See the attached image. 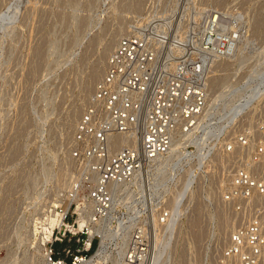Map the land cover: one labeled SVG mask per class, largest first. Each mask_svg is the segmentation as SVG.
<instances>
[{
  "label": "rangeland",
  "instance_id": "374dc122",
  "mask_svg": "<svg viewBox=\"0 0 264 264\" xmlns=\"http://www.w3.org/2000/svg\"><path fill=\"white\" fill-rule=\"evenodd\" d=\"M32 1L0 0V264H26L29 257L32 256L35 245L41 243L42 234H37L35 232L36 228L38 229V232L42 231V229H40L41 225L39 226L38 224L45 222L53 210L60 214L65 210L64 207H66L67 204V197L65 196H67V192H69L70 189L67 185L60 187L58 183L60 180L58 177L60 176L58 175L59 173L56 174V171L57 169H61L67 160L72 159L70 156L73 137L71 142L69 141L68 143L66 139V126L70 120V115L72 114L73 116L74 111L78 107L81 106L83 108V111L80 114L81 116L88 106L90 99L87 100L86 104L82 101L84 88L91 76L93 67L96 65L95 63L100 58L105 42L122 23L128 24L133 20V24L129 23L128 25L134 27L137 23L136 21H139L140 19H142L141 21L144 23L143 26L148 24V22H151V20L154 21V18H160L158 21L161 23L165 22L166 20H161V18H166L165 15L170 12V9L178 0H160V3L159 0H145L146 3L142 0L144 3L142 4L141 2V9H139L140 13L133 8L131 9V6L137 3L135 1L139 0H72L73 2H71V0ZM42 1L47 3V5H44L45 3ZM31 3L36 5L35 10ZM40 4L42 5L41 9L43 8L44 10L39 9L41 6ZM49 4L50 7L51 5L52 7L51 9L49 8L48 12L46 7H49ZM55 4L60 6H56ZM170 4L173 5L171 6ZM176 4V16L173 19V27L170 28L171 35L179 36L181 32L186 38V35H194L196 31L191 29H194L195 21L193 17L195 15L194 13L198 12V10H195L199 5V7H201L199 9H202L203 6V9H205V12L202 9L203 14H201L200 24L202 29H205L203 35L209 33L208 37L210 38L212 36V42L210 43L216 45V43L224 42L225 45H229L230 47V36L232 35V32H235V28H237V32L233 33V35L241 37L239 40V43H241V50L239 48L240 52L237 56L234 53V56H230L232 58L228 57L230 60H228V58H226V60L223 58L221 59V62L218 60V62L215 63H218V65H213V67L217 69L214 68V70H216L215 72L212 70L214 74L211 73V76L216 75L217 81L213 78V86L215 87L212 93L214 94L213 98L219 99L215 101L213 105L211 102V104H209L210 100L208 101V106L211 107L210 109L208 107L211 114V117L209 118L211 122L210 124L214 125V127L210 126L211 128L213 127L210 131L212 133H219L222 129V125H226L225 115L230 113L235 105H238L241 102L245 104L247 101L251 100L250 102L252 104L249 103L247 106V111L250 110L249 116L251 118L248 116L250 118L248 119V122H250L248 123L246 119L247 123L243 121V124L242 118L240 117L241 119H239L244 126L238 121L240 122L238 123L239 129H234V133L247 130V132H252L254 136H257L259 134L258 128H261L262 124H264V0H179ZM25 5L26 7L29 5V7L26 8L24 7ZM30 6L32 8H30ZM184 6L189 7L184 14L182 21L183 26L181 25V28H183L177 29L181 20L180 18H182L181 12L185 10ZM23 7L26 13L23 11ZM168 7L170 8L168 9ZM54 9H57L56 12L61 10L64 16H59L61 15V11L58 12L59 15L58 13L56 15ZM30 10H33L35 15L32 11L30 12ZM157 10L159 15L156 16V14H158ZM165 10L168 11L166 12ZM36 11L41 14L39 13V15H37ZM160 11L166 13L163 12L160 14ZM132 12H138L137 14L139 15ZM21 13H23V18L29 16V18L26 17L23 20L24 22L22 21L23 18ZM31 13L33 15H31ZM53 14L57 17V19L55 18L56 20H53ZM3 15L8 17L3 19ZM14 16L15 18H13ZM38 16L40 18H38ZM136 16L139 18L137 19ZM147 16H150L151 20ZM217 16L219 21L218 30L216 28L212 30V28L215 27V24L213 23L214 17ZM34 17H37L38 19ZM66 17L69 18L67 21L65 20ZM134 17L135 19H133ZM122 18H125L126 20ZM143 18L149 20L143 21ZM29 19H32L31 21L33 24ZM57 20V24L59 23V25L54 23ZM61 21H63V23ZM239 21L240 23H238ZM237 25L239 27H237ZM215 29L219 31L218 33L220 35H222L218 41L213 37L215 35ZM131 30H133V28ZM177 30H180V33ZM229 30H232V32H229ZM186 31L187 33H185ZM175 32L176 34H174ZM11 35L13 37L12 39ZM18 40H21V42H18ZM13 43L15 49L14 52L12 50ZM42 43L44 45H42ZM15 47H18V49ZM34 48H36V51ZM32 63H34V65ZM228 69L230 71H228ZM217 72L220 74L218 75ZM222 76H224V78ZM230 109L232 110L229 111ZM80 116L79 120L81 118ZM254 133L257 134L255 135ZM210 134L211 133L207 135L208 137L205 136V139V137L201 135V132L196 133V135H200V138H198L201 141H205V147L198 145V147L195 146L196 149L193 146H190L192 142L190 139L196 135L191 138L189 137L190 139L185 137L187 140H183L185 144L181 147L180 151L176 152V154H172L171 152L170 155L172 156L168 155V158L166 156L165 159L167 162L165 161V163L168 164L161 167L163 170L157 165L153 168V179L156 182L161 178L163 180L161 182L162 184L152 181V186L154 187L153 205H155V208L157 209L168 208L170 213H173L174 218L177 216L175 219L178 223H175L173 232L169 229H161L160 235L162 236L164 233L166 235L164 234L162 236L163 240H160L162 242L158 243L160 247L158 245V247L155 246L156 252L155 247L152 246L156 245L155 241H152L154 238H151L150 235L147 236L148 238L150 237L149 239L146 237V240L145 238V241L141 245V248H144L147 251V258L144 264H149L148 259L150 261L153 256L154 258L156 256V260L161 264H221L222 251L228 242L222 243L220 240L222 219L217 214L220 209L217 205L219 206V200L223 196L212 195L213 197H210L206 194L208 193L206 191L210 184L207 182L213 180L215 183L218 179L217 177H219L222 171L218 161H215L216 163L212 167H208L206 163L204 164V161L198 163L199 158L202 155H206L207 152H210L212 146H215V148L217 147L216 149L219 148V151L222 150L219 146L220 144H218L219 139L209 138ZM72 136H74V133H72ZM228 137H230V135ZM261 137L260 134L255 137L257 144L264 141V137ZM260 138L262 140H260ZM215 148L213 147L211 153H215ZM172 157H175L176 159H173ZM171 159L172 162H170ZM194 165L197 168H195ZM192 167L196 170L194 169V171H192ZM70 169L72 170L71 167ZM50 170L51 172H49ZM57 172H60V170ZM155 173L159 176H156ZM198 174L199 176H197ZM198 177L199 182L197 181ZM156 178L158 179L156 180ZM189 180L192 181L191 184L187 182ZM155 183L160 186L158 185V188H155L157 187L155 186ZM56 184H58V186ZM214 185V187H212L213 189H215L216 183ZM56 186L59 189H57ZM200 187L202 189L199 190ZM183 188L185 190H183ZM181 190L184 192L186 191L187 193H182V196L179 198L180 201H177L178 205L176 208H170L168 203L174 197L173 193L175 195L176 192ZM188 190H190V192ZM194 192H196L197 195H195ZM227 194L229 195L230 193L225 192L223 195L226 197ZM127 197L128 196L121 197L119 201L125 203L121 204L118 201L117 204L119 203V206L112 210L114 211L116 209L114 217L119 218V221L122 219L126 224L129 222L132 214L135 213V210L139 209L138 207L129 208L132 204L131 202H138L141 196L137 194L133 199H127ZM136 197H139L138 200ZM197 200L201 203L199 204ZM195 203L197 206L201 207L198 208L195 206ZM53 204L57 205L54 209L52 207ZM71 206L69 212H67V224L64 222L61 229L56 227L52 237L53 241L51 240L44 246L49 252V244L54 242L52 247L56 253V259H64L67 264H73V256L76 254L83 255L86 257V260H90L98 252L101 242L100 238L96 237L94 238L91 247H88L86 244L91 241V238L89 236L90 241L88 242L87 236L81 233H79L72 242L64 239L62 233L68 228L70 229V226L75 224L76 221V208L74 204ZM148 209L149 213L147 214L148 217L151 218L150 208ZM199 209H203V211H200ZM226 210L227 213L231 215L229 225L231 226L235 224V228H237V226L240 225L239 215L235 212L234 208H230L229 205ZM194 211H197V214H194ZM161 213L160 219L164 216V214ZM195 215L196 217L194 218ZM189 218H192L193 220L190 219L189 221ZM195 219H198L197 222ZM148 220L150 222L152 221V219ZM191 220L196 223H191ZM123 222L120 221L118 224L122 225ZM189 222L191 223L190 226L188 224ZM198 222H200L199 225ZM68 224L70 226H68ZM106 224L107 226L103 230V233L108 230L113 232V236L109 238L108 244L106 245V258L104 261L95 260L92 264H123V257L128 251L133 249L131 240L134 236L132 238L128 237L133 230L131 231V228L119 226L117 220L114 225H112L111 221ZM191 225L193 228H191ZM149 226L150 224L147 223L146 227L148 234L152 230ZM200 228L202 229L201 231L199 230ZM197 229L198 231H196ZM71 230L76 232L78 230H83V228L80 229L78 226L77 229L71 228ZM164 236H166L165 239L163 238ZM197 236L199 240L197 239ZM200 236L201 238H199ZM195 238L197 239V242ZM60 239L63 241H60ZM192 241L195 243L193 246L194 248L192 247ZM129 242L131 243V246L128 250ZM94 245H96V247L93 249ZM67 249H70L71 253L63 255V250ZM152 249H154V252ZM143 252L145 253V251ZM58 253H61L62 255H59ZM159 258L160 260H158ZM77 259H81V257ZM15 261L18 262L15 263ZM157 261H155V263L160 264Z\"/></svg>",
  "mask_w": 264,
  "mask_h": 264
},
{
  "label": "built area",
  "instance_id": "2783aa9c",
  "mask_svg": "<svg viewBox=\"0 0 264 264\" xmlns=\"http://www.w3.org/2000/svg\"><path fill=\"white\" fill-rule=\"evenodd\" d=\"M158 24L159 21H151L145 26L135 25L117 43L104 77L96 85L74 132L71 157L76 163L81 161L79 165L88 171L89 176L82 183L85 186L70 192L69 197L84 196L81 204L85 208L84 217L91 219L88 225L103 232L107 222L114 225L116 220L117 224L123 221L114 217L116 209L112 211L109 206H103V212L97 209L92 212L91 208H98V204L90 194L92 197L105 196L112 203L113 186L128 182L146 171V164L156 166L161 158L170 154V147L179 132H194V135L201 132L204 136L211 133L209 138L219 139L222 151L227 149L231 154L239 149L241 152L233 164L231 194H227L225 199L239 216L248 215L232 232L222 251L221 264H264V142L257 144L252 132L242 130L234 133V129H239L238 118L232 122L225 120L226 125H222L219 133L208 132L212 126L208 109L212 67L218 60L233 56V49L224 42L210 43L209 33L201 39L195 33L181 38L171 35L170 30H161ZM217 30L213 36L216 41L222 36ZM247 112L243 109L239 115L244 116L243 113ZM258 130L264 137V127ZM122 139L127 143L117 146L115 142ZM90 177L94 179L93 185L89 183ZM72 204L76 208V221L71 226L68 224L70 229L62 235L72 242L81 233L89 242L88 226L81 231L71 230L78 228L79 217L77 205ZM158 210L164 214L161 225L166 229L172 228L174 216H170L169 209ZM147 212V209L142 211L139 208L127 224L122 223V227L133 230L129 238L134 236L138 239L141 227L146 228L147 223H151ZM67 218L68 213L65 223ZM148 235L155 237L153 229L146 237ZM96 237L100 238L95 235L86 245L91 247ZM53 244L49 245L51 259L67 264L64 259H56ZM130 246L129 242L128 250ZM141 250L146 256L147 251ZM70 251L63 250V255L70 254ZM79 257L86 258L76 254L73 264Z\"/></svg>",
  "mask_w": 264,
  "mask_h": 264
},
{
  "label": "bare ground",
  "instance_id": "6f19581e",
  "mask_svg": "<svg viewBox=\"0 0 264 264\" xmlns=\"http://www.w3.org/2000/svg\"><path fill=\"white\" fill-rule=\"evenodd\" d=\"M32 1V0H31ZM179 1V0H178ZM177 1V2H178ZM3 2V1H2ZM5 2V1H4ZM32 2H34V1H32ZM42 2H44V1H42ZM71 2H73L72 0H71ZM79 2V1H78ZM135 2H137V3H135ZM134 3L135 4H133L132 6H131V9L133 8L135 11H139V9H141V2H142V0H139V1H135ZM144 2H145V0H144ZM144 2H142V4L144 3ZM165 2V1H164ZM164 2H163V4H164ZM167 2V1H166ZM170 2V1H169ZM176 2V1H175ZM174 2V3H175ZM176 2V3H177ZM182 2V1H181ZM184 2V1H183ZM190 2V1H189ZM25 3H26V1H25ZM39 3H40V1H39ZM45 3V2H44ZM57 3V2H56ZM74 3H75V1H74ZM77 3V2H76ZM146 3V2H145ZM159 3H160V0H159ZM173 3V2H172ZM175 3V5L174 6H172L171 4V6H172V8L170 9V12H168L165 16H166V18H161V20H163V19H165L166 21L165 22H163V23H161L160 22V24H158L157 26L161 29V30H170V28L171 27H173L172 26V23H174V21H173V19H174V17L176 16V10H177V4ZM194 3V2H193ZM217 3V2H216ZM1 4V3H0ZM30 4V3H29ZM57 4H59V3H57ZM71 4V3H70ZM121 4H122V2H121ZM121 4H119V5H121ZM196 4V3H195ZM202 4V3H201ZM205 4H206V2H205ZM22 5H23V2H22ZM31 5H32V7H33V9L35 10L36 9V5L33 3H31ZM41 5V4H40ZM44 5H47V3H45ZM56 5V4H55ZM130 5V4H129ZM145 5V4H144ZM179 5V4H178ZM18 6V5H17ZM38 6V5H37ZM56 6H60V5H56ZM123 6V5H122ZM127 6H128V3H127ZM168 6H169V3H168ZM182 6V5H181ZM200 6V5H199ZM198 6V8H196V10L195 11H197L198 10V12H196V13H194L195 15H194V17H193V19H194V21H195V26H194V29H191V30H194V31H196L195 32V34H196V36H198L197 38H199V39H201L204 35V31H205V29H202V27H201V24H200V20H201V14H203V11H202V9H203V7H202V9H199V8H201V7H199ZM19 7V6H18ZM24 7H26V5L24 6ZM24 7H23V11L26 13V11L24 10ZM27 7H29V5L27 6ZM26 7V8H27ZM31 6H30V8H32ZM41 7H42V5L40 6V8H39V6H38V8L39 9H41ZM43 7H45V6H43ZM51 7H52V5H51ZM51 7H50V4H49V7H46L47 8V10H48V12H49V8L51 9ZM130 7V6H129ZM189 7V6H188ZM188 7H186V6H184V11H182L181 13H182V18H180L181 20H180V22H179V24H178V28L177 29H182L181 28V25L183 26V23H182V21H183V18H184V14H185V11H186V9L188 8ZM197 7V6H196ZM73 8V7H72ZM142 8H143V6H142ZM163 8H165V7H163ZM170 7H168V9H169ZM179 8H181V7H179ZM38 9V10H39ZM43 9V8H42ZM41 9V10H42ZM126 9H127V7H126ZM130 9V8H129ZM166 9V8H165ZM195 9V8H194ZM28 10H29V8H28ZM40 10V11H41ZM44 10V9H43ZM47 10H45V11H47ZM57 10V9H56ZM56 10L54 9V12H56ZM114 10V9H113ZM133 10V11H134ZM160 10V9H159ZM162 10V9H161ZM193 10V9H192ZM204 10V12H205V9H203ZM207 10L209 11V9L207 8ZM206 10V11H207ZM22 11V12H23ZM33 12L34 13V11L33 10H30V12ZM50 11H52V10H50ZM59 11H61V10H58V12ZM129 11V10H128ZM127 11V12H128ZM166 11V10H165ZM168 11V10H167ZM166 11V12H167ZM189 11V10H188ZM194 11V10H193ZM23 12V13H24ZM42 12V11H41ZM44 12V11H43ZM58 12H56V15H57V13ZM112 12V11H111ZM124 12V11H123ZM126 12V11H125ZM164 12V11H163ZM163 12H161L160 11V14L161 13H163ZM166 12H164V13H166ZM2 13V12H1ZM14 13V12H13ZM23 13H21V15H22V18H23ZM29 13V12H28ZM27 13V14H28ZM36 13H37V11H36ZM40 13V12H39ZM39 13H37V15H39ZM51 13V12H50ZM69 13V12H68ZM132 13H134V12H132ZM138 13V12H137ZM136 12L134 13V14H137ZM139 13H140V11H139ZM142 13V12H141ZM157 13H158V10H157ZM187 13V12H186ZM191 13V12H190ZM15 14V13H14ZM26 14V15H27ZM41 14V13H40ZM42 14H44V13H42ZM61 15H59V13H58V15L61 17L63 14H62V11H61V13H60ZM64 14H65V16H66V13H65V11H64ZM133 14V15H134ZM152 14V13H151ZM221 14V13H220ZM16 15V14H15ZM25 15V14H24ZM31 15H33L32 13H31ZM34 15H35V13H34ZM45 15V14H44ZM52 15V14H51ZM71 15V14H70ZM69 15V16H70ZM81 15H83V14H81ZM132 15V14H131ZM137 15H139V14H137ZM154 15V14H153ZM157 15H159V13L158 14H156V16ZM162 15H164V14H162ZM222 15V14H221ZM240 15V14H239ZM41 16V15H40ZM64 16V15H63ZM62 16V17H63ZM68 16V15H67ZM141 16V15H140ZM146 16V15H145ZM152 16V15H151ZM165 16H163V17H165ZM203 16V15H202ZM8 16H4L3 15V19H6ZM26 17H28L29 18V16H25V18ZM47 17V16H46ZM53 20H56L57 19V17H55V15L53 14ZM80 17H82V16H80ZM85 17H86V14H85ZM89 17V16H88ZM87 17V18H88ZM137 17V16H136ZM148 18H150V20H151V17L150 16H147ZM153 17V16H152ZM159 17H161V16H159ZM240 17V16H239ZM13 18H15V16L13 17ZM19 18V17H18ZM20 18H21V16H20ZM19 18V19H20ZM21 18V19H22ZM25 18H23L22 19V21L25 19ZM34 18H36V19H38V18H40L39 16H38V18L37 17H34ZM56 18V19H55ZM132 18V17H131ZM130 18V19H131ZM139 17H137V19H138ZM154 18V17H153ZM158 18V17H157ZM187 18V17H186ZM205 18V17H204ZM9 19V18H8ZM17 19V18H16ZM41 19H42V17H41ZM40 19V20H41ZM65 19V18H64ZM67 19H69L68 17H66V21H67ZM86 19V18H85ZM122 19H125V18H122ZM129 19V20H130ZM133 19H135V17L133 18ZM144 19H146V18H143V21H148L149 19H146V20H144ZM155 19L156 18H154V21H155ZM160 19V18H159ZM159 19H156V21H158ZM32 19H29V21H31ZM40 20H39V22H40ZM60 20H61V18H60ZM65 20H64V22H65ZM126 20V19H125ZM124 20V21H125ZM132 20V19H131ZM142 19H140L139 21H136L137 23L135 24V25H139V27L140 26H143V22L141 21ZM160 20V21H161ZM21 21V22H22ZM27 21H28V19H27ZM42 21V20H41ZM133 21V20H132ZM131 21V22H132ZM152 21V20H151ZM208 21V20H207ZM24 22V21H23ZM35 22H36V20H35ZM47 22V21H46ZM49 22V21H48ZM57 22H58V20L56 21V22H54L55 24H57ZM62 23H63V21H61ZM129 22V21H128ZM131 22H129L130 24H133V22L131 23ZM191 22V21H190ZM218 16L217 17H214V21H213V23L215 24V27H213L212 28V30L214 29V28H218V26H219V24H218ZM27 23V22H26ZM31 23H32V21H31ZM38 23V22H37ZM41 23V22H40ZM125 23V22H124ZM128 23V24H129ZM148 23H150V22H148ZM185 23V22H184ZM238 23H240V21L238 22ZM238 23H236V24H238ZM25 24V23H24ZM33 24V23H32ZM39 24V23H38ZM42 24V23H41ZM46 24V23H45ZM67 24V23H66ZM123 24V23H122ZM119 25V27H117L116 28V30H115V32L112 34V36L105 42V44H104V47H103V49H102V53H101V55H100V58H99V60L94 64L95 66L93 67V69H92V72H91V76H90V78L88 79V81H87V83H86V85H85V88H84V94H83V96H82V101H83V103H85L86 104V102H87V100H89L90 99V97H91V94L94 92V90H95V87H96V85L98 84V82L104 77V74H105V71H106V67H107V63H108V61H109V57H111V55L113 54V51L115 50V48H116V45H117V43L119 42V40H120V38L122 37H125V36H127L132 30V28H134L132 25H128V24H123V25ZM191 24V23H190ZM232 24V23H231ZM57 25H59V23L57 24ZM62 25V24H61ZM187 25V24H186ZM203 25V24H202ZM245 25V24H244ZM43 26V25H42ZM63 26V25H62ZM221 26V25H220ZM232 26V25H231ZM247 26V25H246ZM204 27V26H203ZM222 27V26H221ZM234 27V26H233ZM237 27H239L238 25H237ZM248 27V26H247ZM176 28V27H175ZM206 28H207V26H206ZM210 28H211V25H210ZM215 29V30H216ZM236 30H235V32H232V30L230 31L229 30V32H232V35L230 36V42H231V48L230 49H233L232 51L235 53V55L237 56V54L240 52V50H241V48H240V44L241 43H239L240 41V39H241V37L239 36H234L233 35V33H236L237 32V28H235ZM246 29V28H245ZM185 30V29H184ZM189 30V29H188ZM210 30V29H209ZM208 30V31H209ZM178 31V30H177ZM176 31V32H177ZM180 31V30H179ZM178 31V32H179ZM182 31V30H181ZM193 31V32H194ZM221 31V30H220ZM246 31V30H245ZM44 32V31H43ZM176 32L174 33V34H176ZM184 32V31H183ZM219 32V31H218ZM223 32V31H222ZM48 33V32H47ZM46 33V34H47ZM180 33V32H179ZM185 33H187V31L185 32ZM206 33V32H205ZM13 34V33H12ZM43 34H45V33H43ZM188 34H189V32H188ZM229 34H231V33H229ZM238 34H239V32H238ZM237 34V35H238ZM243 34V33H242ZM200 35V36H199ZM241 35V34H240ZM176 36V35H175ZM179 36H181V38H184L185 36H183L182 35V32H181V34H179ZM186 36H189V35H186ZM242 36V35H241ZM246 36V35H245ZM226 37V36H225ZM237 37V38H236ZM244 37V36H243ZM13 37H12V35H11V39H12ZM186 38V37H185ZM239 38V39H238ZM42 39V38H41ZM47 39H49V38H47ZM226 39V38H225ZM43 40V39H42ZM77 40V39H76ZM242 40H244V39H242ZM75 41V40H74ZM228 41V40H227ZM10 42H11V40H10ZM18 42H21V40L19 41L18 40ZM199 42V41H198ZM209 42H212V36L209 38ZM244 42V41H243ZM15 43V42H14ZM14 43H13V52H14ZM41 43V42H40ZM39 43V44H40ZM49 44H50V42H49ZM42 45H44L43 43H42ZM15 46H16V44H15ZM16 48V47H15ZM44 48V47H43ZM239 48H240V50H239ZM16 49H18V47L16 48ZM40 49V48H39ZM42 49V48H41ZM45 49V48H44ZM34 50L36 51V48H34ZM38 50V49H37ZM34 51V52H35ZM41 51V50H40ZM44 51V50H43ZM33 52V51H32ZM38 53V52H37ZM40 53V52H39ZM36 54V53H35ZM14 56V55H13ZM39 56V55H38ZM234 56V55H233ZM235 56V57H236ZM13 58V57H12ZM226 58H228V57H225V60H226ZM230 58H232V57H230ZM14 59V58H13ZM236 59V58H235ZM11 60V59H10ZM97 60V59H96ZM224 60V61H225ZM228 60H230L229 58H228ZM233 60V59H232ZM231 60V61H232ZM42 62V61H41ZM214 62V61H213ZM219 62H221V60L219 61ZM226 62V61H225ZM230 63V62H229ZM234 63V62H233ZM33 65H34V63H32ZM40 64V63H39ZM44 64V63H43ZM220 64V63H219ZM228 64V63H227ZM231 64V63H230ZM215 65H218V63L217 64H215ZM226 66V65H225ZM229 66V65H228ZM227 66V67H228ZM223 67V66H222ZM35 68V67H34ZM213 69V71L215 72L216 70H214V68L215 67H212ZM226 68V67H225ZM224 68V69H225ZM215 69H217V68H215ZM230 69V68H229ZM228 69V71H230ZM220 70H221V68H220ZM223 70V69H222ZM213 71H211V73L212 74H214V72ZM227 71V70H226ZM34 72V71H33ZM220 72V71H219ZM222 72V71H221ZM224 73V72H223ZM222 73V74H223ZM31 74V73H30ZM217 74H218V72H217ZM220 74V73H219ZM218 74V75H219ZM33 76V75H32ZM31 76V77H32ZM215 76V77H214ZM216 75H213V76H211V80H210V89H209V94H210V101H209V104H211L212 103V105H213V103L215 102V101H217L218 99L217 98H213L214 96V94L212 93L213 92V90H214V87L215 86H213V81L212 80H214L213 78H215L216 79ZM220 77V76H219ZM223 78H224V76H222ZM221 79V78H220ZM31 81V80H30ZM215 81H217V79L215 80ZM218 82H221V81H218ZM215 83H217V82H215ZM215 83H214V85H215ZM223 83V82H222ZM219 84V83H218ZM3 93V92H2ZM216 94V93H215ZM224 94V93H223ZM212 95V96H211ZM225 95V94H224ZM219 96V95H218ZM221 96H222V94H221ZM257 96H258V94H257ZM216 97V96H215ZM220 97V96H219ZM253 100V99H252ZM1 101V100H0ZM251 101V100H250ZM250 101H247L245 104L244 103H239L238 105H235L234 106V109L232 110V109H230L229 111H231L230 112V115H229V113H227L226 115H225V117H226V120H229L230 119V121L232 122V121H236L237 120V118L239 119V116H242V115H239L240 114V112L243 110V109H247V106H248V104L249 103H251ZM211 102V103H210ZM239 102V101H238ZM89 103V102H88ZM237 104V103H236ZM252 104V103H251ZM82 106H83V104H82ZM85 106V105H84ZM209 107V109L211 108L210 106H208ZM214 108V107H213ZM83 108L80 106V107H78L75 111H74V113H73V116H72V114L70 115V120L68 121V123H67V126H66V134H67V136H66V139H67V141H68V143H69V141L71 142V139H72V133H74V131H75V129H76V127H77V122H78V120H79V116H80V114H81V112L83 111L82 110ZM212 110V109H211ZM264 110V109H263ZM210 111V110H209ZM250 111V110H249ZM72 113V112H71ZM249 113L250 112H247V113H243V115L244 116H242L241 118H242V122L244 121V122H246V119H247V122H248V119H250L251 117L249 116ZM262 113V112H261ZM263 114V113H262ZM72 116V117H71ZM82 116V115H81ZM80 116V117H81ZM250 118H249V117ZM252 116V115H251ZM211 117V116H210ZM224 117V118H225ZM240 118V119H241ZM222 119V118H221ZM238 120V121H240L241 122V120ZM230 121H228V122H230ZM242 122H241V124H242ZM244 122H243V124H244ZM246 122V123H247ZM250 122V121H249ZM248 122V123H249ZM264 122V121H263ZM211 123V122H210ZM242 124V125H243ZM259 125V124H258ZM258 125H256V126H258ZM260 125H261V123H260ZM213 127H214V125H212ZM244 126V125H243ZM212 127V128H213ZM215 127H216V125H215ZM263 127V126H262ZM211 128V129H212ZM219 128V127H218ZM248 128V127H247ZM257 128V127H256ZM249 129V128H248ZM254 129V128H253ZM257 130V129H256ZM210 131V130H209ZM208 131V132H209ZM247 131V130H246ZM249 132V131H248ZM257 132V131H256ZM199 133V132H198ZM215 133V132H214ZM255 135L257 134V133H254ZM260 134V133H259ZM258 134V135H259ZM196 135V134H195ZM202 136H204L203 134H201ZM257 135V136H258ZM194 136V132H190V133H188V134H183V133H178L176 136H175V139H174V144L172 145V147H170L171 148V152H172V154L174 153V154H176V152H178V151H180V149H181V147L185 144L184 143V141L183 140H187L185 137H193ZM257 136H254V137H257ZM196 137V136H195ZM205 137V136H204ZM204 137H203V139H204ZM206 137H208V136H206ZM206 137H205V139H206ZM260 137V136H259ZM263 137V136H262ZM261 137V138H262ZM185 138V139H184ZM189 138V139H190ZM194 138V137H193ZM190 139V140H192V142H191V144H190V146H193L195 149H196V147H198V145H200L201 147H205L204 146V144H205V141H201L199 138H197L198 140H200V141H198L197 139ZM260 138V140H262ZM201 139H202V137H201ZM208 139V138H207ZM249 140V139H248ZM258 140H259V138H258ZM264 140V139H263ZM185 142H187V141H185ZM264 142V141H263ZM127 142H126V140H124V139H122V140H118V141H116L115 142V144L117 145V146H124L125 144H126ZM190 143V142H189ZM218 144H219V142H218ZM217 144V145H218ZM258 144H260V143H258ZM210 145V144H209ZM216 145V146H217ZM230 145H234V144H231L230 143ZM196 146V147H195ZM199 146V147H200ZM210 146H212V145H210ZM209 146V147H210ZM220 146V145H219ZM235 146V145H234ZM213 147L215 148V146H212L211 147V151H212V149H213ZM217 148V147H216ZM215 148V150L216 151H214L215 153H211V151L210 152H207L206 153V155H200L199 157V162L198 163H201V162H203L204 161V164L206 163V165H208V167H212L216 162L215 161H218L219 162V165H220V167H221V174L219 175V173H218V175H219V177H217L216 179V181H215V183H216V187H215V189H213L212 187H214L215 185V183H214V181H213V185H212V181L210 182V181H208L207 183L209 184V187H207V186H205V187H207L208 188V190L206 191V192H208V193H206V194H208L210 197L212 196V195H219V196H223V197H221V199L219 200V206L217 205V207L218 208H220L219 209V211L217 212V214L219 215V217H221V226H222V229H221V234H220V240H221V242L222 243H226L228 240H229V238H230V236H231V234H232V232L236 229L235 228V224H233V225H229L230 224V220H231V215H229V213H227V210H226V208H228V201L225 199L226 197L223 195V194H225V192L227 193H229L230 191H231V188H230V180H231V177H232V175H233V164L235 163V161H236V159H238V157H240V154H241V152H240V150L239 149H236L233 153H227V152H229L227 149H225V150H218V149H216ZM16 149V148H15ZM232 149H234V147H232ZM60 150V149H59ZM198 150V149H197ZM210 150V149H209ZM208 150V151H209ZM68 151V150H67ZM66 151V152H67ZM54 152V151H53ZM52 152V153H53ZM59 152V151H58ZM170 152V153H171ZM180 153V152H179ZM189 154V153H188ZM197 154V153H196ZM200 154V153H199ZM213 154H215V155H213ZM54 155V154H53ZM58 155V154H57ZM177 155H178V153H177ZM176 155V156H177ZM180 155V154H179ZM191 155V154H190ZM169 156H172V155H170L169 154ZM71 157V156H70ZM197 157V156H196ZM67 158V157H66ZM166 158V157H165ZM165 158H161L159 161V163L160 164H156L157 166H159V168H161L162 166H165V164H168V163H165V161H166V159ZM167 158H168V156H167ZM171 158V157H170ZM173 159L175 158V157H172ZM63 159V158H62ZM176 159V158H175ZM67 160V159H66ZM65 160V161H66ZM80 161V160H79ZM78 161V163H76V161L74 160V159H69V160H67L66 161V163L62 166V168L61 169H59L60 170V172H57V171H59L57 168V171H56V174H58L60 177H58V178H60V180H59V185H60V187L62 186V187H64V186H66L67 185V187H69V189H70V191L69 192H67V196H65V197H67L68 198V201H67V204H66V207H64L65 208V210L63 211V213L62 214H60V213H57L55 210H53L55 207H57V205L56 204H53L52 205V207H53V211L49 214V217H48V219L45 221V222H42V223H40V224H38L41 228L40 229H42V231L40 232H38V229L36 228L35 230V232L38 234V233H41L42 234V239H41V243H38L37 245H35V247H34V251H33V253H32V256L31 257H29V259L27 260L28 262L26 263V264H59L58 262H54L52 259H51V255H50V247H49V252L47 251V248L45 249V245L48 243V242H50L51 240H52V235H53V232H54V229L56 228V227H58V229H61V227H62V225L64 224V218H65V216H66V214H67V212L69 211V208H70V205H71V203H75L76 205H77V211H78V214H79V217H78V219H77V223H78V226H79V228L80 229H82L83 227H85V226H88V234H89V236H90V238L92 239L93 237H95V235H99V237H100V240H101V242H100V248H99V250H98V252L96 253V255H94L90 260H86V259H84V258H81V259H77V263L76 264H92L93 263V261H95V260H97V261H99V260H101V261H104L105 260V258H106V251H105V249H106V245L108 244V240H109V238H111L112 236H113V232H111V231H104V233L102 232V230H99L98 228H96V226H92V225H88L89 224V222H91V219H89V218H86V217H84V209L85 208H82V204H81V200H85V199H83V197H81V199H80V196L81 195H74V197L73 198H71V196L69 197V194H70V192H72V191H76V190H81L82 189V187H84L83 186V184L82 183H84V180H85V177H87V176H89V174L87 173L88 171L85 169V168H83L82 166H80L79 164L81 163V161L79 162ZM167 162V161H166ZM170 162H172V159H171V161ZM249 163V162H248ZM218 164V163H217ZM61 165H62V163H61ZM147 165V168H146V171L145 170H143L141 173H139V174H137L132 180H130V181H128V182H124V183H121V184H118V185H114L113 186V188H112V190H111V194H113V202L111 203L110 202V200L109 199H107L105 196H101V195H99L98 197H97V195L95 196V197H92V195L90 194V196H91V199L92 200H94V201H96L97 202V204H98V208H91L92 209V212L95 210V209H97V211H101V212H103L104 211V208H102L103 206H106V207H108L109 206V208H112V210L114 209V208H117V206H119L118 204H117V202L120 200V198L121 197H123V196H128L127 197V199H133L134 198V196H136L137 194L138 195H140L141 196V198H140V200L137 202V201H135V202H131L132 204H131V206L129 207V208H141L142 209V211H144L145 209H147L148 210V212L147 213H149V209L148 208H150V212H151V218L149 217V219H152V221H151V223H152V226H151V228L153 229V231H154V235H155V237H154V240H153V242L155 241V243H156V245H152V246H156V247H158L159 245H158V243L159 242H162V241H160L161 239H162V236L165 234H162V236L160 235V232H161V229L163 228L164 229V227L161 225V216H160V213L161 212H159L160 210H158L157 208H155L156 206L155 205H153V199H154V193H153V190H154V187L152 186V184H153V182L152 181H154V182H156L154 179H153V177L152 176H154L153 175V168H154V166H152V165H148V164H146ZM172 165V164H171ZM205 165V166H206ZM195 166V165H194ZM199 166V165H198ZM202 166H203V164H202ZM204 166V167H205ZM70 167L72 168V170L70 169ZM153 167V168H152ZM207 167V166H206ZM219 167V166H218ZM158 168V167H157ZM164 168V167H163ZM195 168H197L196 166H195ZM194 168V169H195ZM215 168V167H214ZM194 169H193V167H192V171H194ZM220 169V168H219ZM48 170V169H47ZM161 170H163L162 168H161ZM191 170V169H190ZM196 170V169H195ZM45 171H46V169H45ZM166 171V170H165ZM49 172H51V170L49 171ZM48 172V173H49ZM53 172V171H52ZM155 172H156V170H155ZM218 172V171H217ZM216 172V173H217ZM190 173V172H189ZM46 174H47V172H46ZM52 174V173H51ZM159 174V173H158ZM162 174H163V172H162ZM211 174V173H210ZM209 174V175H210ZM155 175H156V173H155ZM165 175V174H164ZM190 175V174H189ZM212 175V174H211ZM156 176H159V175H156ZM155 176V177H156ZM162 176V175H161ZM197 176H199V174L197 175ZM196 176V177H197ZM217 176V175H216ZM202 177V176H201ZM209 177H211V176H209ZM159 178H161V177H159ZM213 178V177H212ZM158 178H156V180H157ZM201 179H203V178H201ZM57 180V179H56ZM199 180V177H198V179H197V181ZM163 180H162V178L161 179H159L157 182L158 183H161ZM204 181V180H203ZM202 181V182H203ZM57 182V181H56ZM156 182V183H157ZM189 184H191V180H189V181H187ZM199 182V181H198ZM89 183L91 184V185H93L95 182H94V179L93 178H89ZM155 183V184H156ZM201 183V182H200ZM199 183V184H200ZM154 184V185H155ZM162 184V183H161ZM164 184H165V182H164ZM206 184V183H205ZM57 186H58V184H56ZM159 185V184H158ZM158 185L156 184L155 186H157V187H155V188H158ZM187 185V184H186ZM186 185H184V186H186ZM56 186V187H57ZM147 186H148V189H147ZM160 186V185H159ZM162 186V185H161ZM164 187V186H163ZM201 187H203V186H201ZM199 188V190L200 189H202V188ZM206 188V189H207ZM57 189H59L58 187H57ZM63 189V188H62ZM188 189V188H187ZM205 189V190H206ZM61 190V189H60ZM67 190H68V188H67ZM178 190H180V189H178ZM183 190H185L184 188H183ZM183 190H181V191H178V192H176L175 193V195H174V193H173V198L171 199V201L168 203V205L170 206V208H172V209H174V208H176L177 207V205H178V202L177 201H180L179 200V198L182 196V193H184V194H186ZM64 191V190H63ZM66 191V190H65ZM189 192H190V190H188ZM199 192H202V191H199ZM153 193V194H152ZM195 193V195H197V193L196 192H194ZM155 194L157 195V193L155 192ZM231 194V193H230ZM188 195V194H187ZM194 195V196H195ZM121 196V197H120ZM216 196V197H217ZM64 197V198H65ZM213 197V196H212ZM137 198V197H136ZM139 198V197H138ZM138 198H137V200H138ZM211 199V198H210ZM215 199V198H214ZM219 199V198H218ZM201 200V199H200ZM212 200V199H211ZM216 200H217V198H216ZM60 201V200H59ZM198 201V200H197ZM121 204L122 203H125V202H123V201H119ZM176 202H177V204H176ZM198 203L200 204L201 202H199L198 201ZM51 204V203H50ZM175 204H176V206H175ZM196 204V203H195ZM217 204H218V202H217ZM93 205H94V203H93ZM126 205V204H125ZM204 205V204H203ZM206 205V204H205ZM48 206V205H47ZM84 206H86V205H84ZM95 206V205H94ZM195 206H197V204L195 205ZM93 207V206H92ZM124 207V206H123ZM198 208H200L201 206H197ZM197 208V209H198ZM204 208V207H203ZM86 209H88V208H86ZM90 209V208H89ZM133 210V209H132ZM135 210V209H134ZM200 211L202 210L203 211V209H199ZM200 211H198V212H200ZM178 212H180V211H178ZM195 212V211H194ZM197 212V211H196ZM194 213V214H197V213ZM140 214H143V212H141ZM161 214H163V213H161ZM193 214V215H194ZM193 215H192V217H193ZM201 215V214H200ZM91 216V218L93 217V215H90ZM170 216H172L173 217V213H170ZM215 216H217V215H215ZM177 217V216H176ZM175 217V218H176ZM196 217V215L194 216V218ZM212 217V216H211ZM174 218V220L172 221V225L173 224H175L176 222H177V220ZM200 218V217H199ZM217 218V217H216ZM248 218V215H244V216H239V224H241V223H243L246 219ZM190 219H192V218H189V221H190ZM220 219V218H219ZM166 220V219H165ZM193 220V219H192ZM191 220V221H192ZM196 220V219H195ZM198 220V219H197ZM197 220H196V222H197ZM201 220V219H200ZM199 220V221H200ZM149 221V220H148ZM193 222H195V221H192L191 223H193ZM195 222V223H196ZM150 223V224H151ZM178 223V222H177ZM190 222L188 223L189 224V226H190V224H191ZM187 224V225H188ZM200 224V222H198V225ZM142 225H144V224H142ZM178 225V224H177ZM193 225V224H192ZM191 225V226H192ZM195 225V224H194ZM69 226V225H68ZM119 226H121V224H119ZM175 226V225H174ZM173 226V227H174ZM197 226V225H196ZM195 226V227H196ZM173 227L171 228V229H169V230H171L172 232H173ZM200 227V226H199ZM147 228V227H146ZM146 228H144V227H141V232H139V233H137L138 234V239H135L134 237L132 238V240H131V243H132V245H133V249L132 250H130V251H128V253L123 257V264H144V262H145V260H146V256L144 255L145 253L141 250V241H143L144 239H145V237H146V234H147V232L148 231H146L147 229ZM149 228V227H148ZM191 228H193V226L191 227ZM166 229V228H165ZM196 229V228H195ZM200 231L202 230L201 228L199 229ZM195 231V230H194ZM196 231H198V229L196 230ZM199 231V232H200ZM163 232V231H162ZM165 232H166V230H165ZM198 233V232H197ZM201 233V232H200ZM169 234V233H168ZM171 234V233H170ZM44 235V236H43ZM166 235V234H165ZM194 235V234H193ZM199 235V234H198ZM196 236V235H195ZM165 237L166 236H164L163 238L165 239ZM192 237V236H191ZM148 238V237H147ZM147 238H146V240H147ZM150 238V237H149ZM148 238V239H149ZM192 238H194V237H192ZM199 238H201V236L199 237ZM167 239V238H166ZM196 239V238H195ZM197 239H198V236H197ZM197 239H196V242H197ZM203 239V238H202ZM90 240V239H89ZM163 240V239H162ZM193 240V239H192ZM199 240V239H198ZM195 241V240H194ZM194 241H192L193 243H192V247L194 246ZM164 242H165V240H164ZM152 244V243H151ZM161 244V243H160ZM50 245V244H49ZM158 245V246H157ZM166 245V244H165ZM156 247H155V252H156ZM160 247V246H159ZM191 247V248H192ZM162 248H163V245H162ZM161 248V249H162ZM194 248V247H193ZM153 250V252H154V249H152ZM158 250H159V248H158ZM152 252V251H151ZM162 252V251H161ZM158 253V252H157ZM159 255H161V254H159ZM140 256V257H139ZM149 257H150V255H149ZM151 257H152V254H151ZM158 260H160V258L158 259ZM144 261V262H143ZM155 261H157L156 260V256H155V258H154V256L150 259V261H149V259H148V262H149V264H156L155 263ZM18 261H15V263H17ZM158 262V261H157ZM24 263H25V261H24ZM158 263H160V262H158ZM60 264H64V263H60ZM161 264V263H160Z\"/></svg>",
  "mask_w": 264,
  "mask_h": 264
},
{
  "label": "trees",
  "instance_id": "16d2710c",
  "mask_svg": "<svg viewBox=\"0 0 264 264\" xmlns=\"http://www.w3.org/2000/svg\"><path fill=\"white\" fill-rule=\"evenodd\" d=\"M96 247V245L93 246V249Z\"/></svg>",
  "mask_w": 264,
  "mask_h": 264
}]
</instances>
